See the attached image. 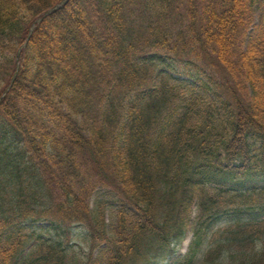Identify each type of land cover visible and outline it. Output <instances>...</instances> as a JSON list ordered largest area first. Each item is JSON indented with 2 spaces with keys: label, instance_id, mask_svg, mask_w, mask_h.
<instances>
[{
  "label": "trees",
  "instance_id": "16d2710c",
  "mask_svg": "<svg viewBox=\"0 0 264 264\" xmlns=\"http://www.w3.org/2000/svg\"><path fill=\"white\" fill-rule=\"evenodd\" d=\"M60 1L0 0V264H161L188 230L197 264L224 215L227 264H264L235 253L264 239V0H64L28 38Z\"/></svg>",
  "mask_w": 264,
  "mask_h": 264
},
{
  "label": "rangeland",
  "instance_id": "374dc122",
  "mask_svg": "<svg viewBox=\"0 0 264 264\" xmlns=\"http://www.w3.org/2000/svg\"><path fill=\"white\" fill-rule=\"evenodd\" d=\"M1 139V138H0ZM37 161H40V153H37V155H35ZM104 190V188L100 190V188H97V190L94 192L93 196H92V201L93 199H96L97 196L102 195V191ZM115 204L112 201L109 203H106L105 205V219L108 221H112L114 219V209H115ZM261 218L264 219V213L260 214ZM232 220V216L231 215H224L221 216L220 218H218L217 220H215L209 227V231L207 234V239L204 242V244L201 246L198 254H197V264H202V262H206V261H210L209 263H214V264H227L229 259L227 258L226 255V247L230 250V249H234L233 245H229L227 244L228 242L224 243L221 240V237L219 236L221 234V232H223V229L226 228L228 225H230V222ZM33 225H39L38 222L33 223ZM40 225H44V223H41ZM68 227L71 228L70 232H71V236L73 234V239H72V244H70L69 247V252L71 251H77L80 252L82 250H85V252L87 251V243L85 241V234H86V227L82 226V225H78V224H68ZM35 236V235H33ZM32 236V237H33ZM192 237V232L190 230H188L185 234V237L183 238V240L181 241V243L179 244V246L177 247V250L175 252V254L172 256L171 259L167 260L164 263L161 264H172V259L176 258L179 255H182L186 252L188 244L190 242V239ZM217 237H219V239L221 240V245H225L222 246V248H220V260H219V253L217 250V245H216V241H217ZM264 248V239H262L261 241L258 240L255 244V246L250 250V251H246V253H244L243 255H241V253H238L237 251H235V253L238 256H247V257H258L260 254L259 253H255L257 250L263 249ZM212 249H214L215 251H212ZM236 250V249H235ZM225 252V254H224ZM236 254H234L233 259L235 261L239 260L236 256ZM206 257V258H204ZM204 259V260H203ZM213 261H212V260ZM260 261H264L263 259H258ZM220 261V262H219ZM240 261V260H239Z\"/></svg>",
  "mask_w": 264,
  "mask_h": 264
},
{
  "label": "water",
  "instance_id": "95a60500",
  "mask_svg": "<svg viewBox=\"0 0 264 264\" xmlns=\"http://www.w3.org/2000/svg\"><path fill=\"white\" fill-rule=\"evenodd\" d=\"M60 4H61V3H59V4L55 5L54 7H52V8H50V9L46 10V11L44 12V15H43V16L47 15L48 13H50L52 10H54L55 8H57ZM42 18H43V17H38V18L33 22V24H35L36 22L40 21ZM33 24H32V26H33ZM31 29H32V27H31ZM31 29H30V30H31Z\"/></svg>",
  "mask_w": 264,
  "mask_h": 264
}]
</instances>
